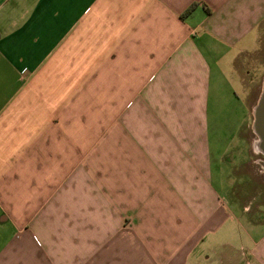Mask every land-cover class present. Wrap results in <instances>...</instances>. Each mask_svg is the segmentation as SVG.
I'll return each instance as SVG.
<instances>
[{
    "label": "crops",
    "instance_id": "1",
    "mask_svg": "<svg viewBox=\"0 0 264 264\" xmlns=\"http://www.w3.org/2000/svg\"><path fill=\"white\" fill-rule=\"evenodd\" d=\"M263 25L264 0H0V264H264L256 138L222 192L207 137L240 91L252 130Z\"/></svg>",
    "mask_w": 264,
    "mask_h": 264
},
{
    "label": "rangeland",
    "instance_id": "2",
    "mask_svg": "<svg viewBox=\"0 0 264 264\" xmlns=\"http://www.w3.org/2000/svg\"><path fill=\"white\" fill-rule=\"evenodd\" d=\"M250 64L253 74L256 75L264 71V25L260 34L259 50ZM255 97L258 99L259 94L255 95ZM238 99L240 106L237 101L228 102L223 100L221 103L212 102V105L209 104L207 110V137L214 158L211 159V182L216 189H218L217 183L221 185L224 188L222 192H226L232 185L240 182L239 179L242 177L236 176L232 172V169H235L234 166L240 160H245V145L240 139L237 141V138H242V135L247 132L251 138H256L251 128L248 127V131L245 127L249 122V118L247 112L243 110L241 102H245L247 94L240 91ZM221 154L222 156L219 159L218 155ZM253 158L256 161L257 168H260V166L264 168V156L261 153L257 152L253 155Z\"/></svg>",
    "mask_w": 264,
    "mask_h": 264
},
{
    "label": "water",
    "instance_id": "3",
    "mask_svg": "<svg viewBox=\"0 0 264 264\" xmlns=\"http://www.w3.org/2000/svg\"><path fill=\"white\" fill-rule=\"evenodd\" d=\"M252 130L256 136V149L264 156V77L259 97L253 108Z\"/></svg>",
    "mask_w": 264,
    "mask_h": 264
}]
</instances>
